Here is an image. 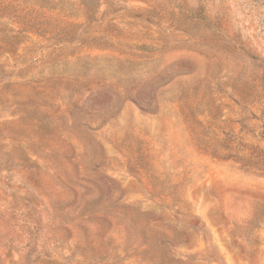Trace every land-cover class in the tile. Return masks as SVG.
<instances>
[{
    "label": "rangeland",
    "instance_id": "374dc122",
    "mask_svg": "<svg viewBox=\"0 0 264 264\" xmlns=\"http://www.w3.org/2000/svg\"><path fill=\"white\" fill-rule=\"evenodd\" d=\"M0 264H264V0H0Z\"/></svg>",
    "mask_w": 264,
    "mask_h": 264
},
{
    "label": "trees",
    "instance_id": "16d2710c",
    "mask_svg": "<svg viewBox=\"0 0 264 264\" xmlns=\"http://www.w3.org/2000/svg\"><path fill=\"white\" fill-rule=\"evenodd\" d=\"M180 204H178V205H180ZM178 207H180V210L183 209V208H181V206H178ZM176 214H178V215L181 214V211H179V210H178V212L176 211ZM183 216L189 221V224L191 226H193L195 229H203V231H205L203 223L200 220H198V218H196L195 216H192L191 214H183ZM211 259H213V258H211Z\"/></svg>",
    "mask_w": 264,
    "mask_h": 264
}]
</instances>
